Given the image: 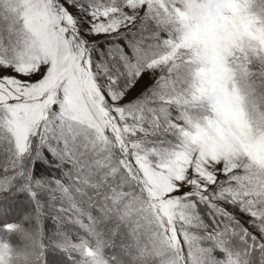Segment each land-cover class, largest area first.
<instances>
[{
	"label": "snow or ice",
	"instance_id": "snow-or-ice-1",
	"mask_svg": "<svg viewBox=\"0 0 264 264\" xmlns=\"http://www.w3.org/2000/svg\"><path fill=\"white\" fill-rule=\"evenodd\" d=\"M0 264H264V0H0Z\"/></svg>",
	"mask_w": 264,
	"mask_h": 264
},
{
	"label": "rangeland",
	"instance_id": "rangeland-1",
	"mask_svg": "<svg viewBox=\"0 0 264 264\" xmlns=\"http://www.w3.org/2000/svg\"><path fill=\"white\" fill-rule=\"evenodd\" d=\"M69 11H72L73 13H75V9L69 7ZM93 39H95L98 42V45L101 48H108L110 47L113 43L117 44V45H121L124 46L126 48L127 46V40L124 37H94ZM212 43H216L218 38L213 36L210 38ZM153 83L152 79L148 76L145 75L134 87V89H132L129 94L127 99L128 100H133L134 98L138 97L142 92H145L146 89L149 88V86ZM57 174L56 170L54 167H51L49 165H40L39 167V172L38 175H43V176H55ZM240 219L243 223V221H245L247 218L244 216H240ZM246 226V225H245ZM54 222L51 219H48L45 222V229L46 231L51 234L52 231L54 230ZM51 256H58V253H51Z\"/></svg>",
	"mask_w": 264,
	"mask_h": 264
}]
</instances>
